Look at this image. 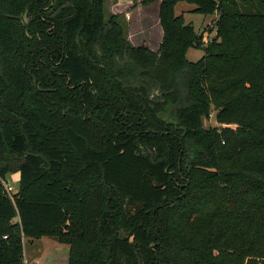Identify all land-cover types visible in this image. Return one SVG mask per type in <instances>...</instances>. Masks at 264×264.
<instances>
[{
	"label": "trees",
	"instance_id": "obj_1",
	"mask_svg": "<svg viewBox=\"0 0 264 264\" xmlns=\"http://www.w3.org/2000/svg\"><path fill=\"white\" fill-rule=\"evenodd\" d=\"M178 1L153 49L105 0H0V264H264V0H185L206 43Z\"/></svg>",
	"mask_w": 264,
	"mask_h": 264
},
{
	"label": "rangeland",
	"instance_id": "obj_2",
	"mask_svg": "<svg viewBox=\"0 0 264 264\" xmlns=\"http://www.w3.org/2000/svg\"><path fill=\"white\" fill-rule=\"evenodd\" d=\"M116 1L117 0H105V15L106 13L115 12L113 3ZM129 2L131 4L130 8H132L133 12L126 16L124 13L126 11H119L124 13L122 21L125 23V33L127 38L131 43L136 42L134 45L144 43L149 47L156 49L162 36V29L157 14L158 0H153L146 4L139 3L140 6L137 8H135V0H129ZM193 7V3L181 0L175 4V13L182 14L185 21L191 22L196 32L202 34V41L206 43L215 34L214 19L217 14L216 12L207 14L196 12L193 10ZM202 54L203 49L201 47H189L186 52V56L190 60H196ZM214 111L215 110H212L209 117L204 119V125H214L217 123L214 118ZM11 175H13V178ZM15 177V172H12V174H8L5 179L11 186L15 187ZM53 241L54 239L52 237H40L33 241L26 240L24 242L23 250L25 264H67L68 246ZM53 243H55L54 246ZM44 253L46 254V257L44 258L45 260L41 261L40 256Z\"/></svg>",
	"mask_w": 264,
	"mask_h": 264
},
{
	"label": "crops",
	"instance_id": "obj_3",
	"mask_svg": "<svg viewBox=\"0 0 264 264\" xmlns=\"http://www.w3.org/2000/svg\"><path fill=\"white\" fill-rule=\"evenodd\" d=\"M140 0H135V3H136V6H135V8H137V7H139L140 6V2H139ZM158 5H159V0H158ZM113 6L115 7V12H119V11H122V10H124V11H126V12H124L125 13V15L127 16V15H129V13H131V12H133V10H132V8H130V6H131V4H130V2H129V0H117L116 2H114L113 3ZM122 6V7H121ZM116 7H118V8H116ZM121 7V8H120ZM120 8V9H119ZM131 9V10H130ZM134 9V8H133ZM157 12H158V8H157ZM133 44H136V42H132ZM12 174V173H11ZM12 176V178H13V175H11ZM15 178H16V180L15 179H12V180H15L16 181V186L15 187H13V189H17L18 188V178H19V174H18V172H15ZM44 237V236H43ZM40 238V237H39ZM34 239H38V238H34ZM33 239V240H34ZM27 239H23V250H24V242L26 241ZM32 240V241H33ZM53 242H55V240L53 241ZM55 245V243H53V246ZM68 250V249H67ZM67 253V252H66ZM46 254L44 253L42 256H40V260L41 261H44L45 259V256ZM67 256H68V253H67ZM25 260V259H24ZM48 260V259H47ZM25 262V261H24ZM46 262V261H45ZM47 263V262H46Z\"/></svg>",
	"mask_w": 264,
	"mask_h": 264
},
{
	"label": "built area",
	"instance_id": "obj_4",
	"mask_svg": "<svg viewBox=\"0 0 264 264\" xmlns=\"http://www.w3.org/2000/svg\"><path fill=\"white\" fill-rule=\"evenodd\" d=\"M0 183H2V185L5 187L6 191L10 195L13 194L16 191L15 189H13V186H11L6 179L0 178Z\"/></svg>",
	"mask_w": 264,
	"mask_h": 264
}]
</instances>
